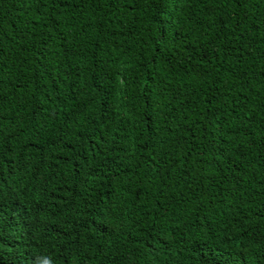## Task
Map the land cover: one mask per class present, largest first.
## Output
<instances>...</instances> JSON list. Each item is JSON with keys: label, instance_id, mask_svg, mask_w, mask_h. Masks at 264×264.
Instances as JSON below:
<instances>
[{"label": "trees", "instance_id": "trees-1", "mask_svg": "<svg viewBox=\"0 0 264 264\" xmlns=\"http://www.w3.org/2000/svg\"><path fill=\"white\" fill-rule=\"evenodd\" d=\"M45 258L264 264V0H0V264Z\"/></svg>", "mask_w": 264, "mask_h": 264}, {"label": "clouds", "instance_id": "clouds-1", "mask_svg": "<svg viewBox=\"0 0 264 264\" xmlns=\"http://www.w3.org/2000/svg\"><path fill=\"white\" fill-rule=\"evenodd\" d=\"M43 264H49V260H48L47 258H45V259L43 260Z\"/></svg>", "mask_w": 264, "mask_h": 264}, {"label": "bare ground", "instance_id": "bare-ground-1", "mask_svg": "<svg viewBox=\"0 0 264 264\" xmlns=\"http://www.w3.org/2000/svg\"><path fill=\"white\" fill-rule=\"evenodd\" d=\"M61 137V136H60ZM50 152V151H49ZM45 169V168H44ZM64 174V173H63ZM201 181V180H200ZM40 183V182H39ZM181 185V184H180Z\"/></svg>", "mask_w": 264, "mask_h": 264}]
</instances>
